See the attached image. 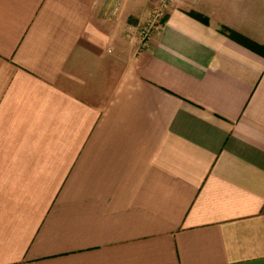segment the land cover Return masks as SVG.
Returning a JSON list of instances; mask_svg holds the SVG:
<instances>
[{"label": "crops", "instance_id": "1", "mask_svg": "<svg viewBox=\"0 0 264 264\" xmlns=\"http://www.w3.org/2000/svg\"><path fill=\"white\" fill-rule=\"evenodd\" d=\"M158 1L0 0V264H264V0Z\"/></svg>", "mask_w": 264, "mask_h": 264}, {"label": "built area", "instance_id": "2", "mask_svg": "<svg viewBox=\"0 0 264 264\" xmlns=\"http://www.w3.org/2000/svg\"><path fill=\"white\" fill-rule=\"evenodd\" d=\"M174 0H159L153 7L146 21L137 28L136 33H128L129 37L137 38L142 47H146L161 20L165 17L167 10L173 4Z\"/></svg>", "mask_w": 264, "mask_h": 264}, {"label": "trees", "instance_id": "3", "mask_svg": "<svg viewBox=\"0 0 264 264\" xmlns=\"http://www.w3.org/2000/svg\"><path fill=\"white\" fill-rule=\"evenodd\" d=\"M192 15H194V16H196V17H198V18H200V19H202L204 21H207V18L205 16H203L202 14H199V13H196V12H192ZM223 31L225 33H227L232 38H235V39H238V40L239 39L240 40L244 39L243 36L240 33L236 32L235 30L230 29L228 27H224Z\"/></svg>", "mask_w": 264, "mask_h": 264}]
</instances>
